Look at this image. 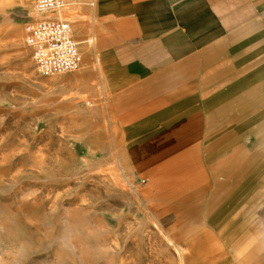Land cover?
I'll return each mask as SVG.
<instances>
[{"label":"crops","instance_id":"obj_1","mask_svg":"<svg viewBox=\"0 0 264 264\" xmlns=\"http://www.w3.org/2000/svg\"><path fill=\"white\" fill-rule=\"evenodd\" d=\"M91 7L100 80L145 207L185 264H264L253 211L264 189L252 184L264 176V0Z\"/></svg>","mask_w":264,"mask_h":264},{"label":"rangeland","instance_id":"obj_2","mask_svg":"<svg viewBox=\"0 0 264 264\" xmlns=\"http://www.w3.org/2000/svg\"><path fill=\"white\" fill-rule=\"evenodd\" d=\"M91 3L66 11L81 67L41 76L23 40L32 0H0V264H185L132 178ZM256 205L264 218V193Z\"/></svg>","mask_w":264,"mask_h":264},{"label":"built area","instance_id":"obj_3","mask_svg":"<svg viewBox=\"0 0 264 264\" xmlns=\"http://www.w3.org/2000/svg\"><path fill=\"white\" fill-rule=\"evenodd\" d=\"M73 0H32V16L24 24L23 40L41 76L76 71L82 52L66 14Z\"/></svg>","mask_w":264,"mask_h":264}]
</instances>
